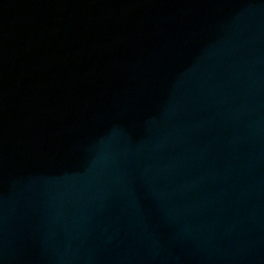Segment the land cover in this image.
Listing matches in <instances>:
<instances>
[{
  "label": "water",
  "instance_id": "95a60500",
  "mask_svg": "<svg viewBox=\"0 0 264 264\" xmlns=\"http://www.w3.org/2000/svg\"><path fill=\"white\" fill-rule=\"evenodd\" d=\"M0 264H264V0H0Z\"/></svg>",
  "mask_w": 264,
  "mask_h": 264
}]
</instances>
